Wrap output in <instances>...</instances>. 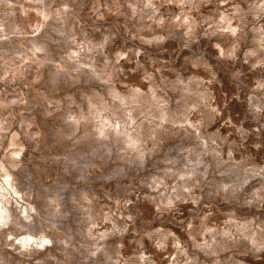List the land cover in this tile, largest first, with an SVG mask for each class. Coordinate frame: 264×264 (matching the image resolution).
<instances>
[{"label": "rangeland", "instance_id": "1", "mask_svg": "<svg viewBox=\"0 0 264 264\" xmlns=\"http://www.w3.org/2000/svg\"><path fill=\"white\" fill-rule=\"evenodd\" d=\"M0 264H264V0H0Z\"/></svg>", "mask_w": 264, "mask_h": 264}]
</instances>
